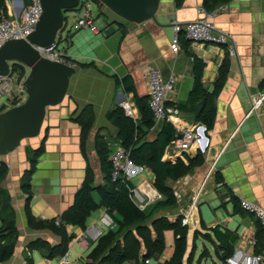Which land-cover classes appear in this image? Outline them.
<instances>
[{"label":"crops","instance_id":"1","mask_svg":"<svg viewBox=\"0 0 264 264\" xmlns=\"http://www.w3.org/2000/svg\"><path fill=\"white\" fill-rule=\"evenodd\" d=\"M27 3L28 0H4L5 16L18 17ZM203 3L204 0H160L155 19L142 24L125 21L93 2L92 9L84 4L66 11L77 12L76 22L85 7L98 31L73 30L75 22L62 31L61 35L67 36L61 43L63 51L75 64L67 93L60 104L47 109L40 135L25 139L1 159L5 166L0 173V246L12 245L13 253L0 264H58L67 250L73 264H90L88 257L100 238L117 229L112 215L100 206L90 213L83 229L64 223L62 214L72 207L87 175L95 188L103 184L110 169L106 170L101 161L102 145L111 153L123 147L118 128L108 114L127 101L134 114L130 117L141 122L136 98L146 97L148 104L145 73L147 66H153L164 79L176 76L166 104L178 111L179 127L202 124L193 113L182 112L175 106L188 101L195 80L194 58L202 61L201 83L208 92L215 89L219 67L228 62L226 79L215 98L214 122L207 129L209 144L201 153L202 164L176 180H167L176 198L173 206L161 205L163 196L154 186L152 170L129 158L130 183L137 186L141 198L160 194L156 200L148 199L150 203L142 210L148 214L144 224L152 236L155 233L152 223L156 219L165 217L173 221L182 216L195 194L200 193L186 225L187 245L182 264H193L198 242L201 244L198 264L209 256L207 243L222 262L229 248L255 253L259 222L254 214L240 207L239 200H249L264 210V101L252 108L259 92L264 90V0H229L215 6L214 9L223 5L213 22L219 30L231 35L234 55L228 54L225 45L190 44L182 38L179 50L172 52V23L201 18ZM20 70L22 74L13 71L15 76L25 78L26 69L20 66ZM124 77L130 78L133 91H125L121 83ZM10 106H13L11 97L6 96L0 103V112ZM85 107L93 115L86 131L76 121ZM150 113L154 125L141 140L153 142L166 121H156L151 110ZM198 153L193 148L179 152L169 143L161 160L175 163L181 159L188 164L189 158ZM92 196L100 203L96 191ZM59 228L67 238L64 252L58 249L62 242ZM135 228H130L131 233H135ZM161 234L163 250L147 258L149 264H162L174 253V230L164 229ZM140 243L142 256L145 248ZM143 263L138 257L120 264Z\"/></svg>","mask_w":264,"mask_h":264},{"label":"trees","instance_id":"2","mask_svg":"<svg viewBox=\"0 0 264 264\" xmlns=\"http://www.w3.org/2000/svg\"><path fill=\"white\" fill-rule=\"evenodd\" d=\"M226 1L229 0H204L203 6L206 10H212L217 4H223ZM2 15H6L4 0H0V18ZM64 22L65 26L63 27V30L66 27L65 17ZM194 59L195 80L193 87L190 90L188 101L186 104H177L175 106L182 112L193 113L196 121L202 123L206 129H210L215 118V98L226 79L228 62L225 61L221 64L218 70L215 89L213 92H208L201 83L202 61L196 58ZM20 66L21 65H16L14 71L19 70V73L22 74ZM121 83H123L125 91H133V86L129 77L122 78ZM136 105L142 114L140 123L135 122L130 116L126 115L121 107L111 111L108 114V118L113 125L118 128L121 145L123 148L130 151V160L137 165L148 166L154 173V186L163 196V200L160 202L161 205L173 206L176 204V198L172 188L167 184V180H176L182 177L190 169L202 164L203 156L199 152L194 158H189L188 164H185L181 159L176 160L175 163L163 162L161 158L165 147L179 135L175 132L170 123L165 122L155 141L141 140L145 137L147 131L153 127L154 122L146 97H137ZM92 119V111L89 107H85L77 116L76 121L82 129L86 131L91 125ZM41 149L42 147H40L38 151H41ZM110 153L111 152L107 146L103 144L102 150L100 151L101 161L106 170L108 168L110 169V171H107L103 184L95 188L92 185L90 175H87L82 186L75 195L72 207L62 214V220L64 223L77 225L83 229L85 228V223L90 213L100 206L105 207L109 214L112 215L117 229L115 231L110 230L100 238L98 245L88 257L89 263L120 264L126 260L137 259L138 257H141L144 262L147 258L162 252L164 243L161 231L164 229H173L176 237L174 253L170 259L164 261L162 264H182L187 245V230L186 226L181 224L182 216H178L173 221L168 220L165 217L156 219L152 223V230L155 232L154 236H152L151 231L144 224L148 218V214H146L145 211H142L131 198L130 188L133 187V185L129 181L122 179L117 181L111 180ZM3 169L4 165L2 164L0 173ZM30 171H33V167ZM94 191L99 195L100 203L95 202L93 199L92 193ZM113 212H115L118 217L115 216ZM133 226L136 227L135 233H131L130 230ZM59 231L62 234V242L58 249L59 252H64L67 246V238L61 228H59ZM120 232L122 233L121 237H119ZM140 241H142L145 248L142 256L140 254ZM263 251L264 229L258 224L254 252L262 253ZM231 252L232 249L229 248L226 254L222 257V260H224ZM12 253V245H1L0 262L9 258ZM50 253L52 254V251Z\"/></svg>","mask_w":264,"mask_h":264},{"label":"built area","instance_id":"3","mask_svg":"<svg viewBox=\"0 0 264 264\" xmlns=\"http://www.w3.org/2000/svg\"><path fill=\"white\" fill-rule=\"evenodd\" d=\"M82 14L78 20L73 24L72 29L87 28L91 32L98 31L96 23L89 14V10L82 7ZM223 9V5L212 10L200 8L202 17L190 22L172 23L173 35L171 39L170 49L172 52H177L180 47L181 38L188 41L190 44L215 45L227 47L229 55L235 54V42L231 35L225 31L219 30L213 18L216 13ZM42 13L40 0H28V3L23 6L22 11L18 17H6L4 15L0 18V47L4 42L11 39H25L30 34ZM65 23V22H64ZM65 26V25H64ZM67 27V23H66ZM61 30L54 41L47 47L34 46L39 54L51 61L66 64L74 67V63L68 60L63 51L61 43L67 40V36H62ZM197 56V55H196ZM16 73L12 72L9 75H0V101L4 100L6 96H10L13 104H19L25 99L26 93L23 86L24 78H17ZM17 75V74H16ZM145 78L148 86V106L156 121L163 120L171 123L180 133L178 137L170 142V147L179 152L188 151L193 148L195 151L204 153L209 144L207 129L202 124H194L190 128L179 127V116L176 108L168 106V94L173 89L176 81V76L170 75L164 79L160 72L153 66H147ZM264 101V90L259 92L258 97L254 100L252 108L261 104ZM120 107L129 116H133V109L129 102L120 103ZM129 153L128 149L119 147L110 153L109 159L111 162L110 177L112 181L126 180L131 181L132 176L129 171ZM4 163L0 160V170ZM5 166V165H4ZM213 169V165L210 167ZM211 170H208L209 172ZM137 186L130 188L131 198L143 210L150 203L148 201L160 198V194L148 199L139 197ZM200 193H196L192 200L189 209L182 213L181 224L186 226L190 221V215L196 206V200ZM239 205L242 209L254 214L261 227L264 229V210L254 202L246 199H240ZM225 264H264V251L262 253H249L242 248H233L232 252L227 255L223 261ZM58 264H73L69 256V250L65 251L59 259ZM145 264H149V260H145Z\"/></svg>","mask_w":264,"mask_h":264},{"label":"water","instance_id":"4","mask_svg":"<svg viewBox=\"0 0 264 264\" xmlns=\"http://www.w3.org/2000/svg\"><path fill=\"white\" fill-rule=\"evenodd\" d=\"M80 0H40L42 13L25 39H11L0 47V75L16 65L26 69L25 99L0 112V160L28 138L42 132L46 111L60 104L75 68L42 57L34 46H49L64 27V13ZM103 5L119 18L137 24L155 19L160 0H89ZM172 153V150H169Z\"/></svg>","mask_w":264,"mask_h":264},{"label":"rangeland","instance_id":"5","mask_svg":"<svg viewBox=\"0 0 264 264\" xmlns=\"http://www.w3.org/2000/svg\"><path fill=\"white\" fill-rule=\"evenodd\" d=\"M84 4H88V7L89 9H92V2L88 1V0H80L79 1V5H78V8H80L81 5H84ZM77 12L76 11H73V12H66L64 14L65 17H67V25H72L74 22H75V16H77ZM13 95V92H11V95L10 97ZM3 100L0 101V103L2 102ZM14 105V104H13ZM198 246V249L196 250V258L194 259L193 261V264H198V260L200 258V253H198V251L200 250L201 248V244L200 242H198L197 244ZM207 247L209 248V256H204L201 261L199 262V264H225L224 262H222L216 255H215V252L213 251L212 249V246L207 243Z\"/></svg>","mask_w":264,"mask_h":264},{"label":"bare ground","instance_id":"6","mask_svg":"<svg viewBox=\"0 0 264 264\" xmlns=\"http://www.w3.org/2000/svg\"><path fill=\"white\" fill-rule=\"evenodd\" d=\"M214 164V163H213Z\"/></svg>","mask_w":264,"mask_h":264}]
</instances>
